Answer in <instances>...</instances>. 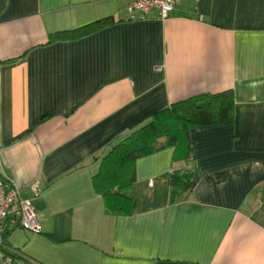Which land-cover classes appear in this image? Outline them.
I'll return each mask as SVG.
<instances>
[{
  "label": "crops",
  "instance_id": "1",
  "mask_svg": "<svg viewBox=\"0 0 264 264\" xmlns=\"http://www.w3.org/2000/svg\"><path fill=\"white\" fill-rule=\"evenodd\" d=\"M131 1L0 0V179L41 228L10 227L5 249L13 264H264V0H180L164 20ZM229 90L233 123L189 130L191 162L136 160L135 211L107 214L92 178L109 144ZM193 165L169 203L164 177Z\"/></svg>",
  "mask_w": 264,
  "mask_h": 264
},
{
  "label": "trees",
  "instance_id": "2",
  "mask_svg": "<svg viewBox=\"0 0 264 264\" xmlns=\"http://www.w3.org/2000/svg\"><path fill=\"white\" fill-rule=\"evenodd\" d=\"M111 22V19L100 20L70 32L57 33L49 41L78 38ZM233 119L231 90L205 94L171 104L141 126L110 143L92 178L94 192L101 197L105 212L126 217L135 211L136 200L129 189L135 182L136 160L165 148H173V162H191L188 131L199 126L231 125ZM164 178L169 187V203H175L198 182L194 165L183 171H173ZM225 179L224 174L217 177L218 182Z\"/></svg>",
  "mask_w": 264,
  "mask_h": 264
},
{
  "label": "built area",
  "instance_id": "3",
  "mask_svg": "<svg viewBox=\"0 0 264 264\" xmlns=\"http://www.w3.org/2000/svg\"><path fill=\"white\" fill-rule=\"evenodd\" d=\"M179 2L180 0H132L129 11L142 16L156 11L157 17L164 20L171 15ZM10 227L35 234L41 231L31 201L22 198L17 188L0 179V264H13V258L4 245V237Z\"/></svg>",
  "mask_w": 264,
  "mask_h": 264
}]
</instances>
